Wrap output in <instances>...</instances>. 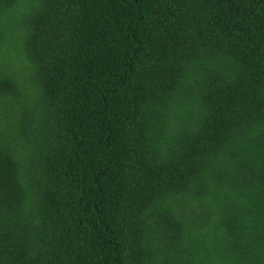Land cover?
<instances>
[{
  "label": "trees",
  "instance_id": "trees-1",
  "mask_svg": "<svg viewBox=\"0 0 264 264\" xmlns=\"http://www.w3.org/2000/svg\"><path fill=\"white\" fill-rule=\"evenodd\" d=\"M0 264H264V0H0Z\"/></svg>",
  "mask_w": 264,
  "mask_h": 264
}]
</instances>
